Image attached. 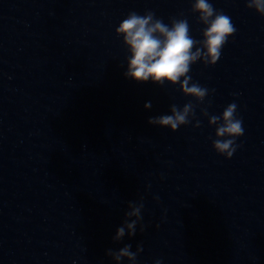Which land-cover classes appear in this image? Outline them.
<instances>
[{"label": "clouds", "instance_id": "9594fccd", "mask_svg": "<svg viewBox=\"0 0 264 264\" xmlns=\"http://www.w3.org/2000/svg\"><path fill=\"white\" fill-rule=\"evenodd\" d=\"M246 7L264 16V0H247ZM191 11L198 14V22L205 26L201 40L192 37L186 18H172L171 23L166 24L152 11H147L143 15L133 11L119 23L115 33L122 37L129 53L127 70L124 73L126 78L137 83L179 85L184 96L193 97L198 103L205 100L209 90L191 82L192 77L189 75L191 66L197 61H202L205 65H215L220 59L224 45L234 36L236 27L231 17L215 9L209 0H194ZM195 107L196 105L191 102L186 103L182 109L172 105L171 114L150 117L148 123L176 131L181 125L189 124L190 118H195ZM145 108H151L150 101L145 104ZM202 114L209 116L206 108L202 109ZM208 123L216 128L214 150L230 159L239 147L236 144L237 138L244 134L243 121L237 116V105L231 103L221 115L209 116ZM199 126L200 122L197 121L195 127ZM129 207L131 211L125 215L135 216L141 220L143 204L130 203ZM136 223V220L126 222L131 236L135 234ZM124 236L125 226L118 227L114 240L119 241ZM130 248L131 245H125L116 252L108 250L107 255L112 256L117 262L123 258L136 261L142 247L138 246L136 252L130 251ZM156 264L161 262L158 260Z\"/></svg>", "mask_w": 264, "mask_h": 264}]
</instances>
